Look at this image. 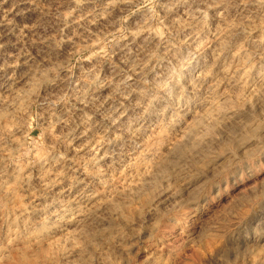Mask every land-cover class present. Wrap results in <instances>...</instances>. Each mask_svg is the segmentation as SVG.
<instances>
[{
  "label": "clouds",
  "instance_id": "1",
  "mask_svg": "<svg viewBox=\"0 0 264 264\" xmlns=\"http://www.w3.org/2000/svg\"><path fill=\"white\" fill-rule=\"evenodd\" d=\"M0 264H264V0H0Z\"/></svg>",
  "mask_w": 264,
  "mask_h": 264
}]
</instances>
